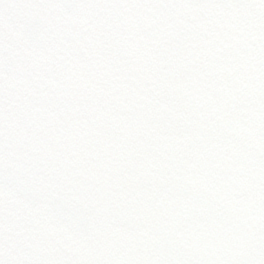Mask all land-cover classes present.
<instances>
[{
    "label": "snow or ice",
    "instance_id": "6c2138e0",
    "mask_svg": "<svg viewBox=\"0 0 264 264\" xmlns=\"http://www.w3.org/2000/svg\"><path fill=\"white\" fill-rule=\"evenodd\" d=\"M0 264H264V0H0Z\"/></svg>",
    "mask_w": 264,
    "mask_h": 264
}]
</instances>
